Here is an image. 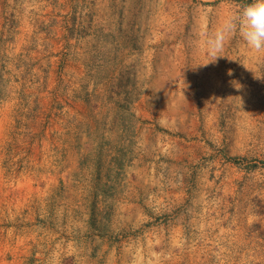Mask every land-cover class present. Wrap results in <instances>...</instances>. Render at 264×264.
I'll return each mask as SVG.
<instances>
[{"label":"rangeland","instance_id":"rangeland-1","mask_svg":"<svg viewBox=\"0 0 264 264\" xmlns=\"http://www.w3.org/2000/svg\"><path fill=\"white\" fill-rule=\"evenodd\" d=\"M249 2L0 0V264H264Z\"/></svg>","mask_w":264,"mask_h":264},{"label":"clouds","instance_id":"clouds-1","mask_svg":"<svg viewBox=\"0 0 264 264\" xmlns=\"http://www.w3.org/2000/svg\"><path fill=\"white\" fill-rule=\"evenodd\" d=\"M238 36L245 45L257 52L264 51V0L251 2L230 13L214 32L203 33L207 62L215 63L225 42ZM197 66V65H196Z\"/></svg>","mask_w":264,"mask_h":264}]
</instances>
